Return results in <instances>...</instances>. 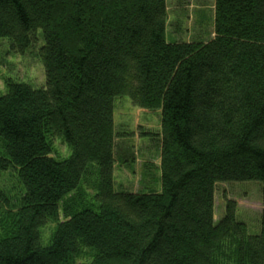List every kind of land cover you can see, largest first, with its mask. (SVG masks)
I'll list each match as a JSON object with an SVG mask.
<instances>
[{
    "label": "trees",
    "instance_id": "16d2710c",
    "mask_svg": "<svg viewBox=\"0 0 264 264\" xmlns=\"http://www.w3.org/2000/svg\"><path fill=\"white\" fill-rule=\"evenodd\" d=\"M213 8L208 42L168 43L166 0H0V40L24 55L39 37L45 79L0 92V264H264V0ZM119 98L159 112L157 191L147 163L145 188L115 189ZM246 181L254 236L232 201L214 220L215 185Z\"/></svg>",
    "mask_w": 264,
    "mask_h": 264
},
{
    "label": "rangeland",
    "instance_id": "374dc122",
    "mask_svg": "<svg viewBox=\"0 0 264 264\" xmlns=\"http://www.w3.org/2000/svg\"><path fill=\"white\" fill-rule=\"evenodd\" d=\"M167 5V32L166 41L208 42L212 35L213 26V0H166ZM39 37L30 51L24 55L14 54L10 49L8 40H0V92L4 89V80L7 78L26 83L34 89L44 86V71L38 56L35 54L39 45ZM114 125L123 140L115 141V157L125 160L132 154L133 159H127L124 167L115 168V189L117 191L136 192L148 185L140 183L143 166L150 164L151 175L154 176L152 184L148 185L152 191H157L158 157L155 152L159 133V112L153 111L145 114L140 110L131 109L128 98L115 100ZM135 124L137 126H135ZM140 127L142 130L134 129ZM133 135H135V139ZM131 140V141H130ZM53 149L58 160L66 159L70 151L57 139L53 140ZM131 145L133 149L129 147ZM117 163L118 160L116 161ZM116 163V164H117ZM131 168L132 170L128 169ZM146 169V167H145ZM148 169V167H147ZM146 169V170H147ZM13 176L0 175V188H9L13 184ZM10 179V180H9ZM93 176L89 181H92ZM148 181V179H147ZM82 191L91 195L86 183H82ZM232 201L236 207L235 218L244 223L249 235H258L260 231L261 185L256 181L217 183L214 193V220L218 221L224 214L225 204ZM53 224L48 223L42 229V240L46 242Z\"/></svg>",
    "mask_w": 264,
    "mask_h": 264
},
{
    "label": "crops",
    "instance_id": "0c3cea01",
    "mask_svg": "<svg viewBox=\"0 0 264 264\" xmlns=\"http://www.w3.org/2000/svg\"><path fill=\"white\" fill-rule=\"evenodd\" d=\"M213 5H214V0H213ZM212 10H214L213 6H212ZM211 37H212V35H211ZM135 126H137V125L135 124Z\"/></svg>",
    "mask_w": 264,
    "mask_h": 264
}]
</instances>
